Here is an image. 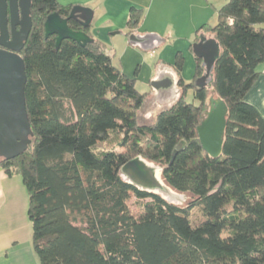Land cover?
I'll list each match as a JSON object with an SVG mask.
<instances>
[{
  "label": "trees",
  "instance_id": "obj_1",
  "mask_svg": "<svg viewBox=\"0 0 264 264\" xmlns=\"http://www.w3.org/2000/svg\"><path fill=\"white\" fill-rule=\"evenodd\" d=\"M72 9L32 0L21 55L34 137L27 152L0 161L9 177L21 175L28 192L40 264H264V118L246 101L264 64V0H229L217 24L202 27L221 50L211 81L197 87L206 74L198 58L186 83L178 61L181 95L148 126L139 123L148 94L116 67L91 26L68 20L93 40L86 46L64 40L57 47L56 36L46 37L47 17L68 19ZM143 15L131 10L128 36ZM189 92L198 104L187 102ZM211 98L228 108L219 158L206 153L197 132ZM137 157L160 167L187 204L127 183L121 169Z\"/></svg>",
  "mask_w": 264,
  "mask_h": 264
},
{
  "label": "crops",
  "instance_id": "obj_2",
  "mask_svg": "<svg viewBox=\"0 0 264 264\" xmlns=\"http://www.w3.org/2000/svg\"><path fill=\"white\" fill-rule=\"evenodd\" d=\"M57 1L62 6H80L93 12L91 36L104 44L116 67L127 77L136 80L137 89L148 94L139 118L142 112L145 118L155 120L181 95L179 76L174 70L178 61L182 62V79L186 83L194 80L198 59L194 45L203 36L213 38L202 27L215 26L212 23L218 21L217 11L229 0ZM132 9L144 14L139 27L132 34L144 40L138 44L131 42V36L127 34ZM259 71L260 76L248 92L246 101L256 107L264 118V64ZM167 75L177 82V88L154 90L151 83ZM14 176L9 177L0 167V264H40L27 214L28 192L24 184L25 189L14 184Z\"/></svg>",
  "mask_w": 264,
  "mask_h": 264
},
{
  "label": "water",
  "instance_id": "obj_3",
  "mask_svg": "<svg viewBox=\"0 0 264 264\" xmlns=\"http://www.w3.org/2000/svg\"><path fill=\"white\" fill-rule=\"evenodd\" d=\"M32 0H0V161L12 160L27 152L33 142L34 133L26 107L25 89L27 74L25 60L21 52L32 29ZM74 19L83 27H90L93 12L80 6L73 7L68 19L58 13L47 17L44 27L46 37L56 36L57 47L64 40H73L86 46L93 40L85 32L70 29L68 20ZM11 27V34L7 28ZM130 41L144 40L131 35ZM195 55L203 60L206 74L196 82L198 88H205L209 82L215 63L220 57V45L213 38L201 37L194 45ZM156 91L177 88L172 76L159 77L151 83ZM205 118L197 128L203 149L211 157L223 154L226 118L228 108L222 99L211 98L205 108ZM185 146L182 142L174 152V157ZM123 179L141 191L162 196L169 203H176L178 195L164 182L160 167L137 157L121 169Z\"/></svg>",
  "mask_w": 264,
  "mask_h": 264
},
{
  "label": "rangeland",
  "instance_id": "obj_4",
  "mask_svg": "<svg viewBox=\"0 0 264 264\" xmlns=\"http://www.w3.org/2000/svg\"><path fill=\"white\" fill-rule=\"evenodd\" d=\"M215 22H216V23H215ZM217 22H218V21H213L212 24H217ZM210 81H211V76H210L209 82H210ZM209 82H208V83H209ZM140 86H141V85H140ZM140 86H139V88H140V89H143V88H141ZM144 92H147V91H144ZM210 93H211V92H210ZM148 102H149V101H148ZM187 102H188V103H195V104H198V102L195 101V99H194L193 92H189V94H188V96H187ZM142 111H143V110H142ZM205 116H206V114H205ZM154 121H155V120L152 119V118H149V119L145 118V117L143 116V113L141 112V114H140V118H139V123H140L141 125H144V126L152 125ZM14 184H19L21 187H23V189H25L24 186H23L22 177H21L20 174L14 176ZM25 191H26V189H25ZM174 192H175V191H174ZM175 193H176L179 197H178V199H177V202H176V203H173V204H176V205H179V206H185V205L187 204V202H188V198L185 197V196L182 195V194L177 193V192H175ZM129 205H130V207H131V210H132L135 214H139V213H140V209H139V207L137 206L138 204L136 203V199H135V197H132V198H131V200H130V202H129Z\"/></svg>",
  "mask_w": 264,
  "mask_h": 264
},
{
  "label": "flooded vegetation",
  "instance_id": "obj_5",
  "mask_svg": "<svg viewBox=\"0 0 264 264\" xmlns=\"http://www.w3.org/2000/svg\"><path fill=\"white\" fill-rule=\"evenodd\" d=\"M8 30H9V33L11 34V27H10V24H8L7 26ZM1 48V47H0Z\"/></svg>",
  "mask_w": 264,
  "mask_h": 264
}]
</instances>
